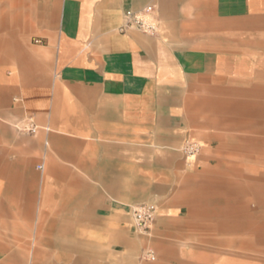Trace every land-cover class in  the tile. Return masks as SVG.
<instances>
[{
  "label": "crops",
  "instance_id": "crops-1",
  "mask_svg": "<svg viewBox=\"0 0 264 264\" xmlns=\"http://www.w3.org/2000/svg\"><path fill=\"white\" fill-rule=\"evenodd\" d=\"M5 4L0 264H145L148 247L207 264L174 247L209 228L198 213L241 231L240 184L264 181V0H29L24 18ZM146 6L155 37L118 31ZM27 118L34 135L16 129ZM140 203L158 208L145 235Z\"/></svg>",
  "mask_w": 264,
  "mask_h": 264
},
{
  "label": "rangeland",
  "instance_id": "rangeland-1",
  "mask_svg": "<svg viewBox=\"0 0 264 264\" xmlns=\"http://www.w3.org/2000/svg\"><path fill=\"white\" fill-rule=\"evenodd\" d=\"M6 0H2V3ZM29 0H18L19 5H2L1 13L3 16L9 13L17 12L24 18ZM7 19V18H6ZM227 185V183H226ZM240 187L241 196V231L231 228L219 229L213 227L218 225L216 222L220 215L216 213H198L196 219L200 225L201 221H207L208 229H196L194 237L185 241L184 245L174 247V252H185L186 258H195L197 254L207 253L209 261L207 264H264V181L256 183V190L250 189L249 183L242 181ZM230 186V185H229ZM232 188L229 187V194H232ZM210 197V196H209ZM208 197L209 209L215 199ZM231 204V197L225 198ZM226 220L229 217L225 214ZM228 225V224H226ZM232 225V224H231ZM251 227L252 231L247 228ZM145 235V234H143ZM152 250L151 247L145 248ZM144 251V252H145ZM145 264H157L158 258L155 255L154 261H148L142 258ZM175 254V253H174ZM191 254V256L189 255ZM1 264H25L18 262H2ZM166 264H180L177 262H167ZM186 264H205L200 262H188Z\"/></svg>",
  "mask_w": 264,
  "mask_h": 264
},
{
  "label": "built area",
  "instance_id": "built-area-1",
  "mask_svg": "<svg viewBox=\"0 0 264 264\" xmlns=\"http://www.w3.org/2000/svg\"><path fill=\"white\" fill-rule=\"evenodd\" d=\"M138 31L146 36L155 37L159 31V22L154 15L153 6H146L138 11L127 10L123 13L122 24L118 31ZM16 129L26 135H34L38 131V126L31 118L24 119L16 124ZM181 152L185 157H194L200 152V145L190 140H185ZM38 169H42L38 166ZM157 205L154 203H140L130 209V219L135 232L147 234L157 214ZM142 258L154 261L155 255L152 250H147L142 254Z\"/></svg>",
  "mask_w": 264,
  "mask_h": 264
}]
</instances>
